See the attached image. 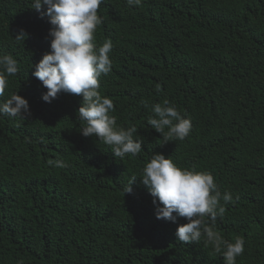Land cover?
<instances>
[{"label": "trees", "instance_id": "trees-1", "mask_svg": "<svg viewBox=\"0 0 264 264\" xmlns=\"http://www.w3.org/2000/svg\"><path fill=\"white\" fill-rule=\"evenodd\" d=\"M31 7L0 0V54L19 69L0 100L18 92L31 112L0 115V264H225L203 238L178 240L185 218L157 219L141 178L156 152L210 172L232 193L216 230L244 238L236 264H264V0H104L95 43L111 39L114 48L99 91L113 100L117 126H135L143 142L123 159L79 132L82 96L43 101L47 89L33 72L51 51L52 25ZM164 99L192 121L182 141L164 142L147 123ZM57 160L67 166L49 164Z\"/></svg>", "mask_w": 264, "mask_h": 264}, {"label": "clouds", "instance_id": "clouds-1", "mask_svg": "<svg viewBox=\"0 0 264 264\" xmlns=\"http://www.w3.org/2000/svg\"><path fill=\"white\" fill-rule=\"evenodd\" d=\"M103 3L104 0H32L31 8L40 12L42 18L47 16L52 25L51 51L34 65L33 75L47 89L42 95L47 103L62 92L82 96V104L74 117L79 127L83 125L79 132L85 137L98 138L111 147L115 158L123 159L140 154L143 142L134 139L138 131L135 126H117V117L111 114L115 111L113 100L99 91V78L112 71L110 53L114 48L111 39H105L99 47L95 43L97 27L102 23L98 10ZM127 4L141 6L142 0H127ZM23 36L22 32L16 38ZM18 70V62L11 54H0V98L5 95L7 77L16 75ZM156 90H160L159 85ZM144 107H149L147 102ZM151 108L153 114L147 123L162 134L164 142L182 141L189 136L193 127L191 119L181 115L168 99ZM0 115L27 119L31 115L29 102L18 92L10 93L7 99L0 100ZM44 134L48 135L45 126ZM53 163L59 168L67 166L60 160L49 161L50 165ZM141 178L153 197L157 219L188 221L177 228L176 237L180 242L198 243L203 238L215 252L222 253L225 264H236L237 257L245 250L244 238L237 236L234 242L229 241L216 230L217 218H223L224 205L233 201V195L230 191L222 194L210 172L182 168L170 156L156 152L143 167ZM136 180L135 175L131 176L124 187L125 194L133 191Z\"/></svg>", "mask_w": 264, "mask_h": 264}]
</instances>
